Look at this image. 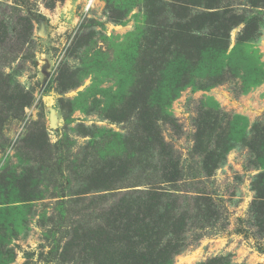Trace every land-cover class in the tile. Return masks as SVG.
I'll use <instances>...</instances> for the list:
<instances>
[{
	"label": "rangeland",
	"instance_id": "374dc122",
	"mask_svg": "<svg viewBox=\"0 0 264 264\" xmlns=\"http://www.w3.org/2000/svg\"><path fill=\"white\" fill-rule=\"evenodd\" d=\"M167 1L0 0V264H124L116 186L149 183L175 194L160 223L190 211L181 241L154 231L173 239L156 264H264V22L192 62L162 45L180 29ZM162 154L180 181L158 179Z\"/></svg>",
	"mask_w": 264,
	"mask_h": 264
},
{
	"label": "trees",
	"instance_id": "16d2710c",
	"mask_svg": "<svg viewBox=\"0 0 264 264\" xmlns=\"http://www.w3.org/2000/svg\"><path fill=\"white\" fill-rule=\"evenodd\" d=\"M176 3H181V14L177 16V20L180 22L179 33L177 32V39L169 41L165 37L162 40L163 43L168 44V50L174 45L177 47L178 53L185 57L191 54V61L195 57L193 54L198 53L199 59L202 60V46L210 47L209 53L214 54L223 53L227 54L230 45V33L231 31L243 25L241 42L246 40L258 39V31L263 25L264 20L260 17V13L264 11V0H238L242 1L245 6L249 7L252 13L240 14L236 7L231 4V0H174ZM167 2L172 3V0ZM172 6V4H171ZM249 11V12H250ZM192 12H196L192 15ZM248 14V15H247ZM10 19L0 17L1 24H9ZM27 32L25 39L30 36ZM169 37V36H167ZM159 38L162 36L155 35L153 42V48H159ZM175 43V44H171ZM207 52V50H205ZM159 59L153 60V63L158 65ZM196 68V67H195ZM0 73V79H1ZM6 84L9 92H15L14 85H10L11 81ZM226 80L220 79L213 83L210 87L217 84L224 83ZM188 81L181 79L176 90L183 89ZM206 88V86H203ZM3 90H0V96ZM16 103V101L14 102ZM30 102H26L23 105H19L20 109H24ZM3 111L10 112V109L1 106ZM10 106H8L9 108ZM154 128V126H152ZM136 131H139L136 130ZM151 132V131H149ZM140 140H147L150 142L153 140L156 142V138L152 134H148L144 137L142 132L138 134ZM137 136V137H138ZM159 139V134H156ZM160 141V140H159ZM162 143V141H160ZM162 154L163 174L158 176L161 183H175L181 180V168L179 163L176 162L171 156L166 157ZM146 181L150 182L148 178ZM150 187L147 190H129L127 192H121L120 190L128 187L116 186V259L123 261L124 264H156L155 258L158 257L156 251H170L172 249L173 239L169 240L166 245L164 243L156 242L153 238V233L156 230L165 231L167 235H174L176 240L181 241L180 235H184L189 225V213H177L174 215V224H162L160 221L169 213V204L167 202L170 198L175 197V194L167 191L158 190L154 185L149 183ZM134 187V186H133ZM129 187V188H133ZM179 201V199H178ZM208 205L210 200L207 199ZM164 227V228H163ZM178 229V230H175ZM172 230V231H169ZM149 238L145 237V234ZM161 245V246H160ZM180 246V245H179ZM177 246V247H179ZM181 244V248H182ZM180 248V247H179ZM180 251V250H179ZM178 252V251H177ZM176 252V253H177Z\"/></svg>",
	"mask_w": 264,
	"mask_h": 264
},
{
	"label": "crops",
	"instance_id": "0c3cea01",
	"mask_svg": "<svg viewBox=\"0 0 264 264\" xmlns=\"http://www.w3.org/2000/svg\"><path fill=\"white\" fill-rule=\"evenodd\" d=\"M261 258H264V254L263 255H260Z\"/></svg>",
	"mask_w": 264,
	"mask_h": 264
}]
</instances>
